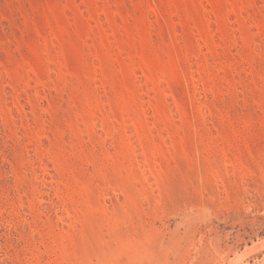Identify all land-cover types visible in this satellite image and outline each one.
Returning <instances> with one entry per match:
<instances>
[{
  "label": "rangeland",
  "instance_id": "374dc122",
  "mask_svg": "<svg viewBox=\"0 0 264 264\" xmlns=\"http://www.w3.org/2000/svg\"><path fill=\"white\" fill-rule=\"evenodd\" d=\"M0 264H264V0H0Z\"/></svg>",
  "mask_w": 264,
  "mask_h": 264
}]
</instances>
